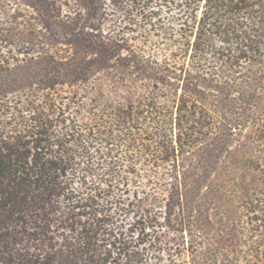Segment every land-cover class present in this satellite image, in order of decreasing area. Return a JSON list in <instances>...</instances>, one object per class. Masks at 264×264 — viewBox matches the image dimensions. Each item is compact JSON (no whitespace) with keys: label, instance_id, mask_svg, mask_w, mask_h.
Segmentation results:
<instances>
[{"label":"trees","instance_id":"16d2710c","mask_svg":"<svg viewBox=\"0 0 264 264\" xmlns=\"http://www.w3.org/2000/svg\"><path fill=\"white\" fill-rule=\"evenodd\" d=\"M130 1L0 0V264H139L164 228L264 264V0H175L170 53Z\"/></svg>","mask_w":264,"mask_h":264},{"label":"rangeland","instance_id":"374dc122","mask_svg":"<svg viewBox=\"0 0 264 264\" xmlns=\"http://www.w3.org/2000/svg\"><path fill=\"white\" fill-rule=\"evenodd\" d=\"M130 4L126 7L125 20L122 23L118 21L119 25L127 24L128 34L137 38L139 43H146L147 49H160L166 53L177 52V1L172 3L167 0H133ZM220 58L218 53L210 54L206 60L207 70L215 64H220ZM246 218L247 216L244 220H247ZM245 231L250 234L247 229ZM153 235L152 240L143 236L138 240L137 244L144 252L142 263L139 264H184L186 260H190L185 250L191 240L188 233L181 236L172 229L164 228ZM133 236L137 237L138 232Z\"/></svg>","mask_w":264,"mask_h":264}]
</instances>
